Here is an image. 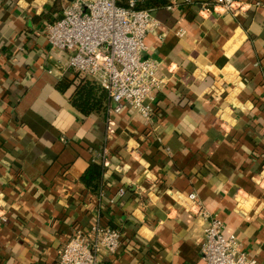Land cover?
Listing matches in <instances>:
<instances>
[{
	"label": "crops",
	"instance_id": "1",
	"mask_svg": "<svg viewBox=\"0 0 264 264\" xmlns=\"http://www.w3.org/2000/svg\"><path fill=\"white\" fill-rule=\"evenodd\" d=\"M71 1L0 0V264H58L97 218L123 235L100 264H203L192 193L264 264V0L152 9L144 56L163 85L149 120L71 105L68 57L44 32ZM91 163L103 168L96 192L80 182Z\"/></svg>",
	"mask_w": 264,
	"mask_h": 264
},
{
	"label": "built area",
	"instance_id": "2",
	"mask_svg": "<svg viewBox=\"0 0 264 264\" xmlns=\"http://www.w3.org/2000/svg\"><path fill=\"white\" fill-rule=\"evenodd\" d=\"M185 3L195 4L191 0ZM253 4L259 6L260 1ZM246 5L240 0H214L211 9L219 6L236 12ZM152 11L138 8L137 0H127L126 5L118 0H72L59 19L44 27L49 49L65 53L68 67L78 78L93 81L106 91L109 117L134 111L149 120L153 113L152 103L147 102L154 100L163 79L158 76L157 62L144 56L145 39L158 25ZM98 158L93 155L94 162ZM118 194L123 195V190ZM188 199L205 223L200 246L203 264H256L241 250L234 235L225 234L216 214L204 209L195 194H189ZM0 222L6 223L7 218L0 216ZM122 240L119 229L104 226L97 218L88 229L72 233L57 251L58 264H100L104 254H116Z\"/></svg>",
	"mask_w": 264,
	"mask_h": 264
},
{
	"label": "trees",
	"instance_id": "3",
	"mask_svg": "<svg viewBox=\"0 0 264 264\" xmlns=\"http://www.w3.org/2000/svg\"><path fill=\"white\" fill-rule=\"evenodd\" d=\"M126 0H118L123 4ZM138 8L157 9L164 6L162 0H142ZM75 77V90L70 98L71 105L83 116L101 114L106 112L108 96L104 89L97 83L77 77V73L71 70ZM103 168L100 165L91 163L80 177V182L90 191H99Z\"/></svg>",
	"mask_w": 264,
	"mask_h": 264
}]
</instances>
